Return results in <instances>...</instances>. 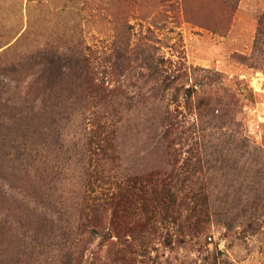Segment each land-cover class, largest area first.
Segmentation results:
<instances>
[{
    "label": "rangeland",
    "instance_id": "1",
    "mask_svg": "<svg viewBox=\"0 0 264 264\" xmlns=\"http://www.w3.org/2000/svg\"><path fill=\"white\" fill-rule=\"evenodd\" d=\"M263 17L264 0H0V190L17 201L38 184L65 223L97 214L101 200L136 178L168 174L177 191L203 189L201 200L187 212L157 188L145 207L152 228L142 235L134 224L130 244L111 246L108 264H264ZM146 39L172 70L183 72L185 63L186 86L197 89L189 101L175 90L169 109L161 107V117L172 113L157 131L160 143L147 124L157 118L122 98L90 107L80 94L60 92L49 102L58 128L46 136L33 114L20 111L37 98L40 72L24 60L47 49L83 52L99 79L141 86ZM86 126L90 137L108 138L104 154L77 150ZM2 203L0 264H55V251L24 240L39 228L45 234L41 210L22 207L30 219L18 226L21 210ZM88 239L90 252L102 247L100 235Z\"/></svg>",
    "mask_w": 264,
    "mask_h": 264
},
{
    "label": "trees",
    "instance_id": "2",
    "mask_svg": "<svg viewBox=\"0 0 264 264\" xmlns=\"http://www.w3.org/2000/svg\"><path fill=\"white\" fill-rule=\"evenodd\" d=\"M149 31L151 30L149 29ZM262 35H264V23L262 28H260L259 40H264ZM129 51L127 49L126 53ZM122 57L123 54L120 53L118 58ZM29 63L33 67L34 63H37L40 68V72L36 74L37 78L35 80L38 96L32 102V105L27 106L29 103L23 102L19 106L20 111L22 110L23 113L33 114L34 120L40 124L39 129L42 136H46L49 132H53L58 128L54 117H59L60 115L59 112L53 113L50 110L54 109L53 107H49L50 99L60 92L69 93L73 91L81 95V102L91 103L90 107L92 105L96 106V102H100L98 104H102L103 107H106L107 103H112L113 105L116 104L115 100L118 98L119 100L122 98L121 102L125 100L132 104L139 103L144 105L147 112L146 118H157L154 124L153 121H147V124L150 126L152 132L156 134L155 140L158 138V142L160 143V136H157V131L161 129V122L168 125V120L172 113L168 111V117V114L161 117V107L166 105V108L169 109L172 103L170 98L175 90L184 89L186 101L192 98L193 92H197L195 86H186L185 79L189 78L190 71H188L189 68L186 67L185 63L181 65L182 70H184L183 72L181 69L177 71L172 70L176 66L173 61L165 55H158L157 48L151 45L147 39L143 56L145 73L141 75V79L143 80L141 86L126 87L121 84L119 86H112L108 82L99 79L92 72L86 55L83 52L71 50L69 53H58L47 49L31 56L30 59L24 60L21 66L25 67ZM5 81L0 75V84H4ZM55 113L56 115H53ZM84 113H86V110ZM228 119L231 124L235 121H233V118ZM19 121H22V118ZM99 122L107 128L106 121L104 123L102 121ZM87 129L86 126L79 143H76L80 145L77 149L80 151L79 153L83 156L87 155V153L94 155L104 154L108 138L100 139L102 138L101 135L95 136L96 139L94 136L90 137ZM54 137L59 141L60 136L56 134ZM246 141V139H241L242 146H248ZM137 179L131 182L132 185L129 186V189L116 191L107 197V199L101 200L96 208L97 214H99V211L102 212L101 218H98L97 214L86 217L82 215L79 217L71 216L73 219L70 218V221L66 220L64 223L61 218L63 213L59 208V204L43 187L35 183H30L29 187L21 190L20 194L23 195V199L21 200L16 201L14 195L12 197L8 196L10 197L9 199L6 197L8 193H3L2 190H0V200L3 201V205H6L8 211L11 209L16 210V207L18 210H21L22 215L19 217L20 222L18 226H23V223L30 219V212L26 208H31L32 206L36 212L41 210L39 215L41 221L45 224V234L42 231L44 228H39V230L34 231V236H24V240L26 243L30 242L29 246H33L34 250L41 249L44 251L48 247L50 251H55L57 253V262L55 264H108L111 259V253H109L111 246L115 244H119L120 246L130 244L128 239L125 238L129 236L134 237L132 232L129 234L134 224L136 226L134 229H142L139 234H148L152 218H146L145 207L148 204V198L158 194L157 188H166L165 194L169 200L175 203L180 210L185 209L187 212L202 197L203 189L201 188L195 189L192 187L188 190L177 191L170 181L168 174L145 175L143 180ZM12 201L14 205H21L10 207ZM22 207L26 208L22 210ZM26 210L27 213H24ZM230 214L231 211H228L226 216ZM4 222L7 224L6 220ZM225 228L231 229L233 226L230 222H227ZM95 234L101 236L103 240L101 243L102 247L99 250L90 252L91 242L88 238ZM114 237L118 238L119 243L112 242Z\"/></svg>",
    "mask_w": 264,
    "mask_h": 264
}]
</instances>
